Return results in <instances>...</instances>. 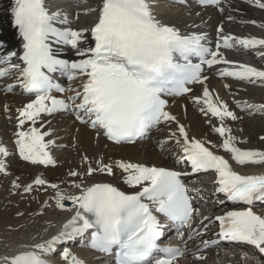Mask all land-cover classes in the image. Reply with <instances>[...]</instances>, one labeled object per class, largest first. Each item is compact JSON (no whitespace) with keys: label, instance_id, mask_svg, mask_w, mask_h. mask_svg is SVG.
Listing matches in <instances>:
<instances>
[{"label":"snow or ice","instance_id":"6c2138e0","mask_svg":"<svg viewBox=\"0 0 264 264\" xmlns=\"http://www.w3.org/2000/svg\"><path fill=\"white\" fill-rule=\"evenodd\" d=\"M199 2L221 4V0ZM249 2L264 9V0ZM158 7L159 0H98L95 7L84 9L86 14L95 16L92 24L74 29L56 26L57 22L67 24V18L61 19L62 11L51 10L46 0H14L13 23L22 37V55L9 51L0 56V65H6L0 66V78L18 73L17 83L25 92L35 95V99L17 110L21 128L16 134L19 155L33 164L56 163L48 150L55 141L45 140L51 133L35 126L43 113L51 115L71 110L77 120L96 129L97 136L102 133L117 145L133 144L161 123L176 122V131L171 132L167 140L160 141V146L163 148L168 141H175L182 153L178 164L190 165L193 173L215 172L217 194H223L227 201L249 205L215 217L219 222V239L246 242L264 254V214H257L250 206L256 200H264V174H243L230 162L264 164V151L237 146V137L225 121L239 117L208 87L193 99L202 105L201 112L220 121L213 130L223 137L220 147L230 158L217 154L210 141L190 136L185 125L166 110L168 101L163 98L165 94L190 93L192 88L188 85L207 81L204 65L223 64L226 67L220 71L221 76L264 83V70L230 60L221 51V47L231 49L238 45L244 48L264 46V38L225 35L221 26L213 50L203 43L207 38L205 33L181 32L174 24L160 18ZM89 36L92 43H88ZM54 45H70L79 58L61 59ZM3 46L0 42V48ZM193 56L199 57L200 62L192 63ZM14 57L19 62H13ZM56 72L67 74L70 80L83 78L78 89H68L74 93L68 100L51 94L54 89L68 91L54 81L52 74ZM12 87L8 85V90ZM252 106L244 102V107ZM27 122H31V126L24 130ZM9 154L8 149L0 145V157ZM88 161V156L82 157V162ZM114 169L120 170L119 178L130 191L122 190L113 182L89 183L85 179H80L79 183L72 180L76 190L72 193H65L59 184L41 177L26 185L25 192L33 191V184L47 185L53 190L56 206L72 215L50 239L26 243L16 251L0 254V264H52L48 257L56 251L59 242L76 237L84 239L85 234H88L89 246L114 255L115 264H179L187 251L184 233L178 232L184 240L183 248L162 247L163 225L157 214L181 226H190L197 209L182 179L186 173L123 159L106 163L100 157L95 167L87 163L83 171L70 170L68 176L90 178L102 173L115 178ZM0 173L7 174L2 158ZM13 186L21 187L15 181ZM67 201H71V207L66 205ZM219 203L223 205L225 201ZM201 227L207 228L203 224ZM193 234L201 235L193 229L189 240ZM211 243L218 244V240ZM204 244L207 247L209 241ZM159 252L163 255H158ZM61 256L64 264H85L69 249H64Z\"/></svg>","mask_w":264,"mask_h":264},{"label":"bare ground","instance_id":"6f19581e","mask_svg":"<svg viewBox=\"0 0 264 264\" xmlns=\"http://www.w3.org/2000/svg\"><path fill=\"white\" fill-rule=\"evenodd\" d=\"M97 2L98 0H62L56 2L54 9L61 10L63 13L61 17L65 18L66 16L73 27H88L94 21L95 16L93 14H86L84 9L88 6L95 7ZM245 3L244 0L235 2L234 8L242 9L245 14L232 11V15L235 17L237 23L236 25L225 23L227 33H234L235 29L247 30L249 33H252L254 29L246 24V21L259 18L262 21L260 31L264 36V12L251 8ZM164 4L160 3L157 8L160 18L165 22L174 24L185 32L199 28L203 29L202 27L215 26L223 20L222 17L213 14L211 11L197 12L191 8L172 7L171 5L167 7L168 5ZM13 7L14 2L11 0H0V42L4 45L2 47L4 51H12L16 46L14 29L10 22ZM77 15H79V19H77ZM227 16H230V14L228 13ZM259 61L264 64V57H260ZM207 85L215 87L219 95L222 96L223 101L232 104L231 101L227 100V91L222 89L218 80L208 79ZM239 85L241 87L237 89V92H239L238 97L240 96L245 99L243 103L247 102V104L253 105L251 108L264 105V84L262 82L239 83ZM196 89L203 93L202 86H198ZM28 100V98H24L15 92L6 94L0 90V145L6 146L10 153L7 157H0L5 160L7 165V174L0 173V200L2 196L5 197V209L11 211L10 216L4 217V214L0 215V254L16 251L21 245L26 243L50 239L60 231L62 220L72 213L61 210L56 206V201L53 199V190L47 185L39 186L33 184V191L21 193L24 191V187L32 184L37 177H41L49 183L59 184L65 193H72L76 191L72 187L73 179L77 183L80 182V179H85L89 183L113 182L116 185H123L119 178V169H114L116 173L115 178L102 173L94 174L90 178H73L68 176L70 170L83 171L87 167V163H91L95 167L96 160L100 157H103L106 163L121 159L149 165H167L170 162L169 158L164 157L166 156L165 154L155 153L156 149L161 147L159 142L163 141L165 136L156 145L153 141H149V143L145 142L148 144H145L146 146L142 145V148H139V145L143 144L141 142L134 145H115L107 142L102 136H97L96 132L89 130L86 126L75 123L68 117L59 120L55 126L54 122L57 121L55 120L56 118L50 117L41 118V123L35 125L41 131H49L51 133L50 136L45 137L46 141H55L54 144L50 145L53 153L49 149L56 161L54 164L55 172H47L49 166L46 169L41 164L25 161L17 152L16 132L21 130V128L16 126L17 110ZM201 107L198 104L192 105L187 103L185 99L181 98L174 103L172 112L177 117L179 123L185 125L190 136L210 141L211 145L214 146L213 150L217 154L230 158V154L220 147L223 137H220L213 130L215 126H218L220 121L218 118L209 115L204 118V115L197 111ZM235 109L237 110V116L244 114L241 113L240 108ZM226 120L225 125L230 127L232 134L237 137V146L245 149L264 151V123L252 127L249 123L250 119L247 117L239 119L237 122H232L229 119ZM29 126H31V123L25 125L24 130ZM59 129H65L66 131L59 133ZM176 129L177 123L174 122L166 137L171 132L176 131ZM167 147L166 153L170 155L174 153L181 154L180 149L175 145L174 141L164 146V148ZM60 149L63 150V154H56L57 151H61ZM84 156L89 157L88 162H82V157ZM230 162L236 170L242 169L236 162L231 160ZM245 174L264 173L260 170H248ZM207 179L208 177L205 176L201 177L198 181L199 183H207ZM14 181L20 184L21 187L15 188L13 186ZM69 203L68 207H71V201ZM262 212L264 214V208ZM71 252L84 260L86 264H95V256L92 251L72 247ZM232 254L233 252L227 255L230 257ZM229 257L223 262L222 259L219 261L223 264H258V261L251 259L248 255H244L243 258L238 257V259ZM260 264L264 263L260 262Z\"/></svg>","mask_w":264,"mask_h":264},{"label":"rangeland","instance_id":"374dc122","mask_svg":"<svg viewBox=\"0 0 264 264\" xmlns=\"http://www.w3.org/2000/svg\"><path fill=\"white\" fill-rule=\"evenodd\" d=\"M255 108H261V107H255ZM262 109V108H261ZM264 110V109H263ZM246 116V115H245ZM248 119H250L249 120V123L251 124V126L253 127V126H256V125H258V124H263L264 123V111L263 112H261V113H259V114H255L254 115V113L253 114H251V115H249V117H247ZM244 121V120H243ZM54 126H55V124H54ZM59 133H63V132H65L66 130L64 129V130H62V129H59ZM164 137V136H163ZM165 137H166V135H165ZM149 143V142H148ZM148 143H143V144H141V145H139V148H142L141 146L142 145H144V146H146ZM146 144V145H145ZM10 145H11V143H10ZM10 145H8V146H10ZM159 148H161V147H159ZM159 148H157L156 149V152L155 153H157V154H163L162 152H159ZM58 149V148H57ZM61 150V149H60ZM61 152V153H60ZM56 154H59V155H61V154H63V150H61V151H57V153ZM253 166V165H252ZM46 169H47V167H45ZM247 170H252V171H256V170H260V171H262L263 173H264V164H258V165H255L254 167H250L249 169H247ZM47 172H51V173H53V172H55V166H53V167H50L49 166V170L47 171ZM44 173V172H43ZM23 191V190H22ZM21 193H26V192H21ZM4 198L5 197H3L2 196V198H1V200H0V215L1 214H4L3 216L4 217H7V216H10L11 215V211H8L7 209H5V206H4V204H5V202H4ZM7 205V204H6ZM3 219V218H2Z\"/></svg>","mask_w":264,"mask_h":264}]
</instances>
